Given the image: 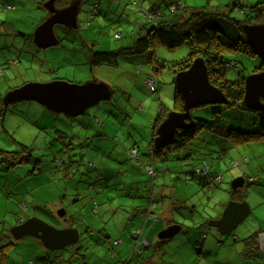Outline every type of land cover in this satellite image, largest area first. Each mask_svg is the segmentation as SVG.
Listing matches in <instances>:
<instances>
[{
	"label": "rangeland",
	"instance_id": "1",
	"mask_svg": "<svg viewBox=\"0 0 264 264\" xmlns=\"http://www.w3.org/2000/svg\"><path fill=\"white\" fill-rule=\"evenodd\" d=\"M80 1L77 14L78 27L55 24L54 31L60 42L46 48H39L33 42H28L22 51L13 50L12 45L14 47L17 45L3 33L4 24L7 23L0 22L2 41L0 42V150L18 151L24 145L32 156L30 162L5 166L1 164V158L8 153L0 152V242L11 240L10 225L18 222L19 218L26 219L29 217L26 216L27 214L60 228L63 224L60 219V209L56 206L55 209H50L49 204L57 197L63 204L60 208L64 210L70 208L68 195L71 191L66 190L68 182L63 177L64 171L74 173L70 175L71 186L92 185L93 190L96 191L106 185L108 187L105 188L110 190V195L114 194L111 191L112 186L119 191L132 193L118 197L113 195L116 205L121 202L123 206L118 208L111 219L104 217L106 228L110 233V241L98 233L90 234L92 229L95 231L100 229L101 221L100 214L91 213L92 216L88 213L83 215L85 220L80 216L77 222L80 230V238L77 242L63 249L48 251L40 247L37 249L36 238L32 236L13 240V245L5 258L6 264H33V262L34 264H97L94 261L97 257L106 258L101 264H109L112 261L115 263L120 257L118 264H122L124 257L131 254L134 257L135 254L131 253L130 246L122 252L123 244L111 246V241L118 238L125 239L123 232L134 228L136 219L140 225L145 219L141 218V214L135 219L132 217L130 222L134 224H125L127 221L121 220L120 214L122 211V214L130 212L126 205L132 201L149 202L150 196L158 199L163 197V194L166 195L163 200L173 202L174 206L169 217L165 211L167 219L170 223L182 225V228L172 237L159 239L157 234L163 224L155 222L150 227L152 221L145 222V230L150 227L146 238L156 240V244L152 248L145 249L142 255H136L138 261L152 256L151 263L147 260V264H241L240 258L243 256L240 251L245 249L244 239L251 234L256 240L254 245L260 244L258 250H262L264 256V139L236 143L227 136L230 130L256 131L257 115L237 105L226 106L223 103H206L191 108V116L200 119H209L213 111H220L223 122L217 127L216 132L201 129L194 139L178 152H169L163 159L156 158L154 168L157 176H151L142 165L137 166L135 156L142 155L143 161L151 157L150 152L144 150L152 140L153 130L155 131L157 127L152 129L151 124L157 123L159 108L162 109V114L176 111L174 78L180 63L189 53L188 46L181 44L169 48L162 44L154 45L152 51L128 55L135 60L141 58L142 63L133 62V65H130L133 61L130 59L127 60L131 62H123L122 58L125 55H122L118 57L117 64L105 63L95 68L91 65L89 57L93 49L109 51L132 44L139 34L145 33L151 27V23L147 22L140 10L150 8L153 1L167 7L170 0ZM172 1L192 6L208 3L212 10L223 11L239 19H244L250 12L249 4L243 3L248 1L253 5L258 3V0H241L244 10L242 12L236 7L229 8L233 0ZM27 3L19 14L29 15L32 18L31 24L24 25L20 22L15 29L20 30L22 27L21 30L26 34H33L43 19H41L42 14L34 10L33 1L29 0ZM14 7L20 9L18 4ZM17 14L18 10L0 9V20H11V23L15 24L14 19L17 18ZM104 14L107 21L103 24L106 26L101 27L99 26L101 23L97 25L96 22L104 21ZM43 15L46 19V10H43ZM252 16H250V24L258 23ZM152 52L158 67L154 74L158 78L159 87L157 91L150 92L143 83V71L149 69L148 73L152 74L153 65L147 64L150 63L147 61ZM229 58L239 63L237 67L226 65L225 78L231 81L236 80L240 74L249 75L261 61L257 55L249 56L236 52L230 53ZM130 68L134 70V75L127 71ZM54 80L74 84L88 81L104 82L110 86L112 94L109 99L88 107L83 114L74 117L64 113H54L32 100H18L5 107L3 97L8 90L27 82ZM134 145H138L139 154L134 155L129 151ZM96 151H99V154H96ZM188 155L190 157H187ZM97 159L102 162L100 166L95 165ZM204 160L211 172L222 175V181L216 188L207 187L205 177L195 171L197 167L204 166ZM86 170H91L94 177H97L96 174L99 172L101 178L93 179L94 182L86 175L82 176L80 172L87 174ZM235 177L244 179V184L236 190L231 188ZM250 177L254 178V181H250ZM77 180L80 182L77 183ZM136 181L143 182L147 187L142 186L136 191L135 187L125 185ZM136 192L140 194L139 199L134 197L138 195ZM239 196L247 201L251 212L234 230L222 235L217 228L208 226L207 237L213 240L206 246H203L206 237L191 238L192 233L199 235L200 230L197 226L199 223L206 221L208 223L211 218L220 216L226 203ZM86 198L83 197L82 201ZM156 203L154 208L158 210ZM71 205L79 209L81 199L73 201ZM90 205L93 207V203ZM154 208L148 207L150 210ZM171 216L172 220H170ZM242 232H244L243 236H241ZM235 234L240 235L237 236L240 239L234 238ZM81 243L95 245L85 259L81 255H75L72 259L75 253L71 252V248ZM247 245L252 248L251 244ZM111 251L118 254L111 256ZM248 264H264V261L250 258Z\"/></svg>",
	"mask_w": 264,
	"mask_h": 264
},
{
	"label": "water",
	"instance_id": "2",
	"mask_svg": "<svg viewBox=\"0 0 264 264\" xmlns=\"http://www.w3.org/2000/svg\"><path fill=\"white\" fill-rule=\"evenodd\" d=\"M80 0H71L66 6L56 7L53 0L45 3L48 12L33 32V42L40 48L57 44L58 38L54 25L59 23L69 27H77V14ZM243 31L252 52L264 63V21L254 24H244ZM175 88L183 100V110L170 111L157 125L153 139L154 147H164L170 141L177 128H191L195 120L191 116V108L206 103H226L227 97L222 90L214 86L208 77L207 67L202 57L193 59L190 66L178 71L174 78ZM111 97V88L104 82L88 81L74 84L68 81L54 80L48 82H27L20 87L8 90L4 97L5 107L18 100H33L47 109L74 117L83 114L88 107L97 105L102 100ZM244 104L253 110H264V70L250 73L245 77ZM244 183L243 177H235L231 188L237 189ZM63 211V210H62ZM251 212L245 199H230L220 216L211 218L209 226L217 228L220 234H228L234 230ZM59 214L62 212L59 210ZM178 223H171L162 228L159 239L172 237L181 230ZM10 233L16 240L32 236L41 241L48 250L62 249L75 243L80 233L75 226L55 227L46 221L29 216L10 227Z\"/></svg>",
	"mask_w": 264,
	"mask_h": 264
},
{
	"label": "trees",
	"instance_id": "3",
	"mask_svg": "<svg viewBox=\"0 0 264 264\" xmlns=\"http://www.w3.org/2000/svg\"><path fill=\"white\" fill-rule=\"evenodd\" d=\"M45 1L47 0H43L41 3L44 4ZM70 1L71 0H53L56 7L66 6ZM229 6V8L236 7L237 10L244 11L241 0H233ZM248 8L250 12L247 14V17L239 19L228 15L226 12L212 10L211 6H208V3L202 6H192L170 0L168 1L167 7L160 6L159 3L156 5L152 4L150 10L141 9L140 13L142 14V11H145L154 15L157 18L156 24L151 23V27L147 29L145 33L138 35L133 40L132 44L127 47H120L116 50L109 51L94 50L91 54L90 62L91 64H117L118 57L126 54H142L147 51H152L154 45L162 44L171 48L186 44L189 48V53L187 57L183 58L178 71L187 69L194 58L198 56L202 57L207 67L209 81L214 86L220 88L228 99L227 102L223 104L226 106L237 105L241 109L249 110L257 115L258 129L256 131L239 132L230 130L228 131L227 136L231 137L236 143L262 140L264 139V110H253L244 104L243 95L246 76L240 74L234 81L225 78L226 65H228L227 62L231 61L229 58L230 53L236 52L255 56L246 41L243 25L251 23V15H253L252 17L254 21L258 23L264 21V0L255 5H249ZM152 56L153 52L149 55V60L147 62H150L149 64H152L153 68L156 65L155 69L157 70V64ZM238 65L239 63L236 61V64L229 66L237 67ZM262 70H264V63L260 61L257 67H254L252 73ZM174 105L176 106L175 110H183V100L177 90ZM165 116L166 114H158L157 123L154 127H156ZM193 119L195 120V123L191 128H177L173 137L164 145V147H153L154 156L163 159L169 152H178L194 139L198 131L206 129L208 131L216 132L217 127L223 122L222 113L220 111H213L209 119ZM155 135L156 132L154 131V136ZM0 152L8 153V155H4L1 158V164L5 166L30 162L32 160L29 150L24 145H22V148L18 151L0 150ZM190 155L187 157H190ZM210 173L213 174L217 172L210 171ZM205 184H207L206 180ZM240 197L243 199L242 196ZM25 205L26 204H24V206ZM208 226L209 225L206 221L200 223L199 228L203 227L208 230ZM205 233L206 232L204 231L203 234ZM9 238L11 240H7L6 243H0V264H5L8 250L11 245H13L12 240L14 239L10 234V230ZM244 240L246 253L252 252V254H254L255 251L253 250L259 252L257 243L254 245V242H256L254 235L248 236ZM247 244H251L252 248H249ZM113 245L115 244L111 242V246ZM110 254L114 256L118 254V252L111 251ZM142 254L143 253H140L139 255ZM150 258H152V256L142 258L139 262L147 264L146 261ZM126 261L129 263L132 262V260ZM113 264H118V261L115 263L113 262Z\"/></svg>",
	"mask_w": 264,
	"mask_h": 264
},
{
	"label": "crops",
	"instance_id": "4",
	"mask_svg": "<svg viewBox=\"0 0 264 264\" xmlns=\"http://www.w3.org/2000/svg\"><path fill=\"white\" fill-rule=\"evenodd\" d=\"M29 0H0V7H2V8H0L2 11H4V8L5 9H14V11L15 10H18V14L16 15V17L17 18H15L14 20H15V24H12L11 23V20H7V19H5V20H0V22H5V23H7V25H5L4 24V26H5V31H3V33L5 34V35H7L8 37H10V39H11V42H13V44H16L17 45V47H14V45H12V49L13 50H17V51H22L23 50V48H25L26 47V44L28 43V42H33V34H26L24 31H22L21 29H22V27H21V29L19 30V29H15L16 28V26H18V24H20V22H23L24 23V25H30L31 24V17L29 16V15H20L19 14V11L20 10H22L24 7H25V5H27ZM33 1V3H34V10H37V13L38 14H42V18L41 19H43L44 20V18H45V16L43 15V10H46V8H45V6L43 5V3H41V1H43V0H32ZM48 1V0H47ZM47 1H45L44 2V4L47 2ZM262 0H258L257 2H261ZM81 2V1H80ZM14 4V5H13ZM19 5L20 6V9L19 8H17V7H14V6H16V5ZM39 4V5H38ZM152 4H157V1L155 2V1H153V3ZM243 4H249V5H253V4H251V3H249V1L248 2H246V3H243ZM120 5V4H119ZM23 6V7H22ZM98 8V7H97ZM232 9V8H231ZM26 10V9H25ZM145 10V9H144ZM148 10H150V8H148ZM11 11V10H10ZM240 11V10H239ZM26 12V11H25ZM46 12H47V10H46ZM26 13H29V12H26ZM47 15H48V12H47ZM106 15L104 14L103 15V18H104V21H101V20H98L97 22H96V24L98 25L99 23H101V25H99V26H101V27H105L106 25L105 24H103L104 22H106L107 20H105L106 19V17H105ZM21 17V18H20ZM17 22H19V23H17ZM38 22H41V21H39L38 20ZM88 22V21H87ZM15 26V27H14ZM78 27V26H77ZM76 27V28H77ZM140 27H142V26H140ZM18 28V27H17ZM55 32V31H54ZM21 34V35H20ZM116 34H119V33H116ZM55 35H56V33H55ZM140 35V34H139ZM17 36L19 37V38H17ZM6 40V39H5ZM15 41H17L18 43H15ZM0 42H2L1 40H0ZM60 41L58 40V42L57 43H59ZM133 42V41H132ZM33 44L35 45V43L33 42ZM131 45V44H130ZM36 46V45H35ZM129 46V45H128ZM38 47V46H37ZM40 48V47H39ZM9 49V51H10V48H8ZM94 51V49L93 50H91V52H93ZM92 54V53H91ZM128 55H136V54H126L125 56H123V62H126V61H129V60H127V59H130V60H133L132 61V63L130 64V65H133V62H138V63H142V62H140V59L141 58H138L137 60H135V58H132V57H129ZM129 57V58H128ZM90 59H91V55H90V57H89ZM129 62H131V61H129ZM91 63V62H90ZM102 64H105V63H100V64H91V65H93L95 68L97 67V66H99V65H102ZM149 66H151L152 64H149V63H147ZM1 71V70H0ZM131 75H134V70L132 69V68H130V69H128L127 70ZM148 71H149V69H147L146 71H143L144 73V77H143V79H145L148 75H152V74H154V72H156V69L155 68H153V71H152V74H150V73H148ZM146 74V75H145ZM156 79H157V88H156V90L155 91H157L158 90V87H159V81H158V78L156 77V75L154 74L153 75ZM143 83H144V80H143ZM151 92V91H150ZM111 94H112V91H111ZM33 101V100H32ZM161 112H162V109L161 108H159V110H158V114H161ZM54 113H56V112H54ZM71 117V116H70ZM157 117V116H156ZM165 118V117H164ZM163 118V119H164ZM151 126H152V129H154V124H151ZM103 137L105 138V135H103ZM153 139H154V130H153V134H152V140L149 142V145L146 147V149L144 150V152H152L153 151V147H154V145H153ZM108 143V142H107ZM137 146V154H139V152H138V149H139V147H138V145H134V146H132V147H136ZM130 150V149H129ZM140 150V149H139ZM96 154H99V151H96L95 152ZM141 157H142V155H140ZM98 160V159H97ZM102 164V162L100 161V160H98L97 161V163H95V165L96 166H100ZM164 164V163H163ZM95 165H93V166H95ZM35 168V167H34ZM86 172H87V174H85L84 172H80L81 174H82V176L83 175H86V177L88 178V179H91L92 181H94L95 182V180L96 179H99V178H101V176H100V174H99V172L96 174L97 175V177H94V176H92V174H91V170L90 171H87L86 170ZM74 173L73 172H71V171H64L63 172V177L65 178V180L68 182V187H66V190H67V192H69V191H71V193H69V195H68V197H69V202H70V208H69V210H64L63 208H60V207H63L62 205V201H61V199H59V198H57V197H55V200L54 201H52L51 202V204H49V207H50V209H55L54 207L56 206V208H59L60 209V211L62 212V214H60V219L63 221V224L61 225V226H63V225H65V224H67V225H74L75 227H77V222H78V220H79V218H80V216H82V219H84L83 218V215L84 214H88V213H93L94 215H97V214H100V229L98 230V231H95V230H91V231H93L94 233L93 234H91V235H95L96 233H98V234H100L101 236H103L104 238H107L109 241H110V233H109V231H108V229L106 228V221L104 220L105 218L104 217H106L107 219H111L116 213H117V211H118V208H121L123 205L121 204V202L120 203H118L117 205H116V203H115V197L113 196L114 194L118 197V196H126V195H131V193L132 192H130V193H125V192H122V191H119V189H117L116 187L114 188V186H112V192L114 193H112L113 195H110V193H109V191L110 190H108L107 188H105V187H108V186H102L100 189H98V190H96V191H94L93 190V186L92 185H88V186H79L78 184H75V185H72L71 186V184H70V175L72 176ZM204 176V175H203ZM205 177V176H204ZM93 179H95V180H93ZM205 180H206V177H205ZM80 181L79 180H77V183H79ZM130 183H132V182H128V183H125V185L127 186L128 184L130 185V186H128V187H135L136 188V191L140 188V187H142V186H146L143 182H140V181H136V182H133V184H130ZM147 187V186H146ZM31 190H33V188L31 189ZM137 193V192H136ZM161 193H163L162 191H161ZM138 194V193H137ZM140 194H138L137 196H134L135 198H140V197H138ZM164 196L163 197H158V199L157 198H155V197H152V196H150L151 197V199H149V202L148 201H137V202H135V201H132L130 204H128V205H126V206H128L129 207V213L128 212H124V214H122L123 213V211H122V213L120 214V219L122 220L123 219V221L124 222H126L125 224H134L133 222H130V220L132 219V217L135 219L136 217H138L139 215H141L142 214V216H141V218H144L145 220L144 221H142V223H141V225H140V223H139V221L137 222L136 220H135V222H136V224H135V227L134 228H130V229H126L123 233H124V235H125V237H123V238H125V239H122V241H123V243H119L118 242V244H115V245H117V246H119L120 244L122 245L123 244V246H122V252H125L126 251V247H128L129 246V244L131 243V242H133L134 241V235H133V231L134 230H139V234H140V236L142 237V238H146V234H148V232H149V229H150V227H151V225L153 224V223H155V222H157V223H162L163 224V227L162 228H165L166 226H168V224H171L170 223V221H169V219H167V216L165 215V211L168 213V217H169V214H171L172 212H173V209H174V206H173V202H166V201H164L163 200V198L164 197H166V195L165 194H163ZM83 197H87L85 200H83L82 201V198ZM79 199H81V205L78 207L79 209H75V207H73L71 204H72V202L73 201H76V200H79ZM155 199L157 200L156 202H157V209L158 210H156V209H154L153 210V213H154V218H150V217H148V216H146L145 214H146V212L148 211V207H149V203L151 202V201H155ZM232 199H236V198H232ZM237 199H239V200H241V197L239 196ZM236 199V200H237ZM147 200H148V198H147ZM165 202V203H164ZM93 203V207H91V205L90 204H92ZM27 205H28V203H27ZM49 209V210H50ZM146 209H147V211H146ZM63 210V211H62ZM86 211V212H85ZM154 211H156V212H154ZM85 212V213H84ZM64 214V215H63ZM66 214V215H65ZM129 214V215H128ZM132 214V215H131ZM92 215V214H91ZM26 216H30L29 214H27ZM47 216H49V217H51V215H47ZM93 216V215H92ZM124 217V218H123ZM23 218H19L18 219V222H20V220H22ZM154 219V220H153ZM85 220V219H84ZM117 220H118V217H117ZM150 220L152 221V222H150ZM170 220H172V216L170 217ZM150 222V227L149 228H147L146 230H145V228H144V224H145V222ZM18 222H16V223H18ZM88 224H90L88 221H86ZM196 222H198V221H196ZM15 223V224H16ZM196 224H198V223H196ZM13 225V223L10 225V227ZM182 226V225H181ZM197 226H200V223L197 225ZM77 229H78V227H77ZM193 229H194V227H193ZM199 230H200V232H199V235H198V233H195V235L192 233V234H190V236H191V238H194V236L195 237H197L198 236V238L200 239V237H202V238H205L206 237V240L203 242V246H206L207 245V243L209 242V241H212L213 239L211 238V239H208V237H207V233H205V234H203L204 233V231L206 232H208V230H206L205 228H199ZM78 231H79V233H80V230L78 229ZM259 232V231H258ZM11 234V233H10ZM243 234H244V232H242V235L241 236H243ZM252 235V234H251ZM250 235V236H251ZM12 236V235H11ZM237 236H240V235H234V238H236V239H240V238H238ZM4 239H6V238H4ZM14 239V238H13ZM22 239V238H21ZM118 239H120V238H118ZM147 240H149V241H151L154 245L156 244V240H150V239H148V238H146ZM14 240H16V239H14ZM114 240H116V239H114ZM114 240H112L111 242H114ZM13 241V240H12ZM7 242V240L6 241H3V242H0V243H6ZM36 244L38 245H36L35 243V246H37V249H39L38 247H40V248H42V250L44 249H46L43 245H42V243H41V241L39 240V239H37L36 238ZM97 244H100V243H97ZM139 244V243H138ZM137 244V245H138ZM95 244H83V243H81V244H77V245H75V246H73L72 248H71V252L72 253H75L74 255H73V257H72V259L75 257V255L76 256H82L84 259L86 258V256H87V254L88 253H90L92 250H93V246H94ZM219 245H221V242L219 241ZM101 246V245H100ZM136 248V247H135ZM152 248V247H151ZM244 248L245 249H243V250H241L240 252H241V254H242V256L243 257H241L240 258V260H241V264H248V262H249V259L250 258H255V261L256 260H263L264 261V258H262V256H263V252H262V250L261 251H259V252H255L254 254H252V252L251 253H249L248 254V252L246 253L245 251H246V246L244 245ZM258 248H260V244L258 245ZM63 249V248H62ZM46 250H48V249H46ZM48 251H51V250H48ZM53 251V250H52ZM81 252H83L84 254L82 255V254H80ZM143 252H144V250H143ZM111 255V254H110ZM112 256V255H111ZM135 257V258H134ZM134 257H132V255H128L127 257H124V259H123V263L122 264H128L129 262L128 261H126V260H129V261H131L132 260V262L131 263H129V264H145L144 262L143 263H140L139 261H138V259H136V255L134 256ZM264 257V256H263ZM120 260V257H119V259H118V261ZM151 260H152V258H150L149 259V263H151ZM239 260V259H238ZM32 261V260H31ZM97 264H101V262H103V261H106V258L105 257H103V258H101V259H99V257H97V260H94ZM33 262V261H32ZM113 262L114 261H112L111 263H109V264H113ZM5 264H6V261H5ZM33 264H34V262H33Z\"/></svg>",
	"mask_w": 264,
	"mask_h": 264
},
{
	"label": "built area",
	"instance_id": "5",
	"mask_svg": "<svg viewBox=\"0 0 264 264\" xmlns=\"http://www.w3.org/2000/svg\"><path fill=\"white\" fill-rule=\"evenodd\" d=\"M142 14L146 17L147 22H150V23H152V24H156V23H157V18H156L154 15L149 14L148 12H145V11H142ZM116 36H117V35H116ZM227 63H228V65L236 64L235 61H231V62H227ZM0 72H1V71H0ZM144 84L147 86V88H148L151 92H153V91H155L156 88H157V79H156L153 75H148V76L144 79ZM129 151H130L132 154H134V155L137 154V149L134 148V147L130 148ZM135 159H136V164H137V166L142 164V159L139 158L138 155L135 156ZM203 163H204V166H202V167H197L195 171H196L197 173H199V174L204 175V176L206 177V181H207V184H206V185H207V187L213 189V188H215V187L221 182V180H222V175H221L220 173H213V174L210 173V170H209V167H208V164H207L206 160H204ZM144 166H145L144 169L146 170L147 173H149V174H151V175H154L155 170H154V167H153L152 164L147 163V164H145ZM249 179H250V181L253 180L252 177H250ZM154 204H155V203H153V202L150 203V204H149V208H150V207L154 208ZM154 209H155V208H154ZM146 214L149 215V216H153V215H154L153 210H150V209H148V211L146 212ZM141 239H142V238H141ZM138 243H139L140 245H142V243H144L145 246H148V245H149V243H148L147 241H145V240H143L142 242L138 241Z\"/></svg>",
	"mask_w": 264,
	"mask_h": 264
},
{
	"label": "flooded vegetation",
	"instance_id": "6",
	"mask_svg": "<svg viewBox=\"0 0 264 264\" xmlns=\"http://www.w3.org/2000/svg\"><path fill=\"white\" fill-rule=\"evenodd\" d=\"M156 130V129H155ZM156 132V131H155ZM150 154H151V157H149V158H147V160L146 161H143V159H142V157L140 156V155H138L139 156V158H141L142 159V166H143V168H145V164H147V163H149V164H152L153 165V167H154V164H155V159H156V157L154 156V153H153V151L152 152H150ZM138 166H140V165H138ZM145 170V169H144ZM154 170H155V168H154ZM146 171V170H145ZM151 175V174H150ZM154 175L155 176H157L155 173H154ZM152 176V175H151ZM154 203L155 201H151V203ZM156 203V202H155ZM64 215V214H63ZM66 215V214H65ZM146 216H148V217H150V218H154L155 216L153 215V216H149V215H147V214H145ZM64 226H74V225H67V224H65V225H63V226H60V228L61 227H64ZM59 228V227H58ZM94 232L93 231H90V234H93ZM133 235H134V241L133 242H131L130 244H129V246H130V248H131V250H132V252L131 253H134L135 255H139L140 253H143V250H145V249H147V248H151V247H153V243L151 242V241H149V240H147L145 237L144 238H142L141 236H140V234H139V230H134L133 231ZM142 238V239H141ZM143 240H145V241H147L148 243H149V245L148 246H145V244L144 243H142V245H140V244H138V241H140V242H142ZM118 242L120 243V242H122V240L121 239H116V240H114V242H113V244L115 243V244H118ZM138 244V245H137ZM136 247V248H135ZM132 255V254H131Z\"/></svg>",
	"mask_w": 264,
	"mask_h": 264
},
{
	"label": "clouds",
	"instance_id": "7",
	"mask_svg": "<svg viewBox=\"0 0 264 264\" xmlns=\"http://www.w3.org/2000/svg\"><path fill=\"white\" fill-rule=\"evenodd\" d=\"M117 37H118V36H117ZM233 61H235V60H233ZM229 62H230V61H229ZM235 62H236V61H235ZM221 181H222V180H221ZM252 181H254V178H253V180H252ZM220 183H221V182H220ZM220 183H219V184H220ZM219 184H218V185H219ZM243 184H244V183H243ZM216 187H217V186H216ZM216 187H215V188H216Z\"/></svg>",
	"mask_w": 264,
	"mask_h": 264
}]
</instances>
